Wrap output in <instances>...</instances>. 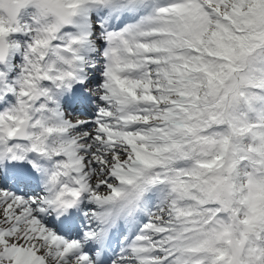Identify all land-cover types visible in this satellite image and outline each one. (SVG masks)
Here are the masks:
<instances>
[{
    "label": "snow or ice",
    "instance_id": "6c2138e0",
    "mask_svg": "<svg viewBox=\"0 0 264 264\" xmlns=\"http://www.w3.org/2000/svg\"><path fill=\"white\" fill-rule=\"evenodd\" d=\"M0 264H264V0H0Z\"/></svg>",
    "mask_w": 264,
    "mask_h": 264
},
{
    "label": "clouds",
    "instance_id": "9594fccd",
    "mask_svg": "<svg viewBox=\"0 0 264 264\" xmlns=\"http://www.w3.org/2000/svg\"><path fill=\"white\" fill-rule=\"evenodd\" d=\"M24 43L26 44L27 41L25 40ZM98 47V46H97ZM85 56L87 57L86 59V64L87 67L85 68V72L88 78L92 77L93 72L92 71H88V68H91L92 64H96L99 65L101 63L100 61V57L98 55H92V56H88V54H85ZM55 56H53L50 52L48 53L47 59H41L40 63L43 67L44 70L47 69L48 65L50 63H52L55 60ZM13 70L15 69H19V72H16L15 75L12 77L13 80H15L17 77H21L24 74V61L20 60V61H15L12 65ZM57 67H59V65H57ZM53 75H55V73H53ZM98 75V73H97ZM39 86L41 88H49L51 89L52 92V98L57 100L58 103H52L49 106L56 108H59V111L62 112L63 115V119L65 121H72L73 123H76L80 120H87L89 119V117H87L86 115H84L82 113V111L80 112H74L73 106L74 105H66L64 103V96L63 93H61V90L53 83L51 82H39ZM84 91L87 93H90L91 96L93 97H98V96H102L104 93L101 90L100 86L98 84H92L90 87L84 88ZM18 100L17 98H14L12 100L9 99H5L4 100V105H5V109H10V108H14L16 107V101ZM45 103L44 100H40L38 103L35 104V107L39 108L41 104ZM92 104L96 107H100L101 105L99 104V102L95 99L92 100ZM33 116H35V118L38 120L40 119V117L42 115H47V113H32ZM37 131H39L37 129ZM89 130H81V131H76V130H70V135L71 136H75V137H82L83 135L87 134ZM56 137L52 138V142L55 143L56 142Z\"/></svg>",
    "mask_w": 264,
    "mask_h": 264
}]
</instances>
